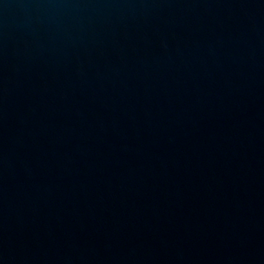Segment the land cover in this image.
<instances>
[{"label": "water", "instance_id": "obj_1", "mask_svg": "<svg viewBox=\"0 0 264 264\" xmlns=\"http://www.w3.org/2000/svg\"><path fill=\"white\" fill-rule=\"evenodd\" d=\"M0 264H264V0H0Z\"/></svg>", "mask_w": 264, "mask_h": 264}]
</instances>
